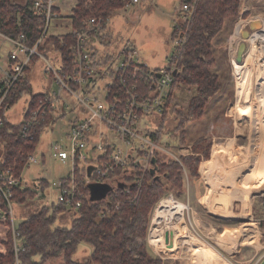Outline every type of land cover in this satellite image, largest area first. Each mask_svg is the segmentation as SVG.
Instances as JSON below:
<instances>
[{
    "label": "trees",
    "instance_id": "16d2710c",
    "mask_svg": "<svg viewBox=\"0 0 264 264\" xmlns=\"http://www.w3.org/2000/svg\"><path fill=\"white\" fill-rule=\"evenodd\" d=\"M47 1L0 0V33L14 40L23 35L26 45L29 48L37 47V52L43 56L47 51L57 53L60 66L64 68L68 79L74 70L72 34L51 36L38 43L42 37L45 20L35 16L32 9L37 2L46 5ZM243 1H180L181 6L184 3L189 4V12L183 14L181 23L177 22L178 17L175 18L171 39H174V42L178 39L179 43L173 46L166 65L175 66L176 76L162 115L154 123H148L146 131L147 137L157 146L162 143L165 125L169 119L178 122L174 131L178 135L179 145L184 146L182 143L186 142L187 126L201 120L211 100L224 89L225 84L221 79L223 75L221 69L217 68V65L221 67L224 64L218 62L215 38L222 33L228 20L237 21L240 18ZM129 6H132V0H76L72 8L71 29L81 30L83 25L93 18H109L111 21L117 12L126 10ZM53 13L59 14L60 11L54 8ZM109 24H105L94 35V40H101L102 46L107 39L105 31ZM111 42L109 40V43L104 44V52L93 48L92 60L99 70V85L102 86L107 78L111 79V86L116 88L117 81L113 79V70L108 65L114 64L122 52L110 53ZM225 77L226 81H229V76H224V79ZM2 87L3 84L0 85V88ZM142 88L145 97L142 95L138 100H149L150 87L142 84ZM180 91L189 92V99L183 106L179 105L176 97ZM25 95L32 96L25 116L28 117L38 107V101L45 96L34 95L28 79L12 91L0 109V172L11 171L17 179H21L28 158L36 153L43 130L49 125L53 126L59 118L65 117L62 115L55 118L50 110L45 121L31 131V138H22V123L10 122L5 111L8 107L15 106ZM109 99L111 103V97ZM208 143L206 140H200L194 146L193 152L199 150L205 155L204 148ZM112 151V146L107 144L102 157L89 163L101 167L104 164L102 161L108 160ZM154 160L156 164H153V169H156V174L152 175L150 172L142 176L141 172H137L133 178H122L119 170L102 180L95 175L90 177L89 163L83 164L84 168L80 171L79 168L75 169L80 172L77 180L80 183V192L85 198L77 213L71 214L73 217L70 226L58 224L63 215L69 214L64 205L52 203L42 206L38 213L28 214L16 227L19 233L18 242L23 245L17 254L12 231L9 232V242L6 245L8 252L5 256H0V261L4 264H15L17 259L19 264H47L52 260L62 259L63 264H164L151 255L148 248L153 210L162 196L174 191L177 192L176 195L182 193L185 170L193 176L197 175L201 159L197 156H181L179 161H165L157 151ZM86 176L90 177L89 184L85 182ZM45 183L47 182L40 181L34 189L15 188L11 200L22 206L26 201L36 202L37 191L40 190L44 194ZM91 185H105L113 190L103 200L93 202L89 188ZM82 245L91 249L90 258L85 262L74 259Z\"/></svg>",
    "mask_w": 264,
    "mask_h": 264
},
{
    "label": "built area",
    "instance_id": "2783aa9c",
    "mask_svg": "<svg viewBox=\"0 0 264 264\" xmlns=\"http://www.w3.org/2000/svg\"><path fill=\"white\" fill-rule=\"evenodd\" d=\"M58 1L48 0L46 5L37 2L32 9L35 16L45 18L40 42L48 38L52 20L59 18V14H53V9L57 8ZM139 2L140 0H132V6ZM42 7L45 8L42 9ZM181 11L182 14L189 12V4L184 3L181 6ZM110 22L109 18L106 20L93 18L85 24L83 31L71 32L75 35L72 58L73 75L67 79L64 68L60 66L56 70L49 65L46 73L53 76L56 89L52 94H45L38 101V107L28 117H25L26 112L21 122L23 126L22 138H31V131L45 121L50 110L55 118L62 115L66 116L67 111H69L68 105H65L67 113L61 109L59 113L58 108V103L64 94L78 101L80 106L90 114L91 117L88 119L80 120L78 116L74 118L65 134V145H62L64 142L62 141L61 144L55 143L51 146V154L55 160H59L63 164L71 162L73 166L70 175L60 180L57 194V203L64 205L68 213L72 215H75L82 207V201L85 198V195L80 192V183H78V177L75 175V169L79 168L80 171L84 168L83 164L101 158L107 144L113 149L109 159L103 160L104 164L101 167L89 163L88 167L94 168L90 177L95 175L99 180L106 179L116 170L121 172L122 178H133L137 172H141L142 176L151 172L158 146L147 137V125L154 123L162 115L170 96L174 73L176 72L173 65L156 71L151 70L141 62L140 52L134 46L129 45L123 49L120 58L114 64L108 65L113 70V79L117 81L116 88L111 86L113 83L111 79L107 78L100 86L97 81L99 70L96 69L92 60V50L95 48L93 44L98 42L94 40V35ZM258 32H253L252 36ZM24 39L23 35L18 40H14L0 33V49L1 42L4 40L13 46L12 50L8 52L11 72L6 75L5 80L1 83L3 87L0 88V109L12 91L16 90L25 79H28L27 72L30 62L37 57L46 58L37 52V47L29 48ZM178 43L179 40L177 39L175 45ZM138 83L150 85L149 100H138L142 95L145 97L144 94L139 93ZM61 119L59 118V120ZM95 121L98 123L94 124ZM142 122H145L143 125L145 132L139 127ZM1 125L2 121L0 120ZM97 126L100 128L98 140L92 143ZM89 145H93L92 148ZM37 163L42 164V157L38 159L33 154L28 158V166ZM90 177H84L87 184L91 182ZM138 180L140 179L138 178ZM15 188L24 190L22 179H17L11 171L0 172V224L6 225L12 231L17 254L23 245L18 242L19 233L16 230L17 226L12 208L11 195ZM40 195L42 196L41 192ZM165 202L174 207L183 205L169 197L159 203L152 217L149 232L150 241L157 239L153 238V229L159 219L160 207ZM186 207L188 208V206ZM15 264H19L17 259Z\"/></svg>",
    "mask_w": 264,
    "mask_h": 264
},
{
    "label": "crops",
    "instance_id": "0c3cea01",
    "mask_svg": "<svg viewBox=\"0 0 264 264\" xmlns=\"http://www.w3.org/2000/svg\"><path fill=\"white\" fill-rule=\"evenodd\" d=\"M245 2L244 0L241 6L240 18L230 29L231 33L225 40V50L228 52V59H230L227 62L228 66H225L229 70V74L226 76L232 74L234 77L231 67L233 70L235 50L243 42L242 34L249 30L251 24L259 22L255 17H252L251 12L254 8L245 5ZM66 5L57 3L60 19H62L63 9L67 8H65ZM72 8L68 15L71 24L67 34L72 32ZM176 13L177 10L174 12L177 17ZM246 14L250 16L245 17ZM58 28L54 29V34L52 33L50 36L67 35L58 32ZM111 32L108 27L105 36L112 41ZM238 38L241 42L237 43ZM106 43L109 41H105L104 44ZM4 44L7 48L5 59L7 61L4 65L0 64V85L6 75L11 72L7 56L13 46L8 41H5ZM243 63L236 64L242 68ZM217 68L221 69L224 78L225 75L222 73L224 67L217 65ZM222 82L225 84L224 89L213 98L215 102L209 110L207 109L204 117L187 126L186 142H188V146H180L183 157L197 156L201 159L197 175L193 176L185 170L183 191L180 195H176L178 200L188 204V208L183 212L182 222L179 227H175L171 221L166 220L167 223L164 222L166 225L162 228L161 239L150 241L148 237L150 254L160 259L164 264H264V115H257V109L253 106L255 115H257L255 121L250 117L240 118L248 120L249 124L248 126L247 124L242 125L243 121H241L240 126L244 130L241 131L242 133L239 132L236 121L234 123L231 119L234 114L237 115L235 112L237 83L234 97L236 103L232 108L228 90L232 81H226L225 77ZM220 102H222L221 105H219ZM58 108L60 113L63 110L60 103H58ZM56 115H58L57 112ZM204 119L207 120L206 127L198 125ZM45 129L52 133L53 138V126L49 125ZM191 134L193 140L189 141ZM200 140L209 142L204 148L205 155L199 150L193 152L194 146ZM52 144L48 147L51 148ZM45 152L46 155H42V165L46 164L47 157H49V151L46 149ZM38 179L35 186L40 181H45L47 183L44 184V189L48 187V180L41 179V177ZM37 192L36 198L41 196V191ZM41 199L43 202H47L45 194L38 198V200ZM173 229L175 232L178 231L176 238L171 239L169 234L173 235ZM208 250H212V253L208 254Z\"/></svg>",
    "mask_w": 264,
    "mask_h": 264
},
{
    "label": "rangeland",
    "instance_id": "374dc122",
    "mask_svg": "<svg viewBox=\"0 0 264 264\" xmlns=\"http://www.w3.org/2000/svg\"><path fill=\"white\" fill-rule=\"evenodd\" d=\"M61 1L59 0L57 3L67 4L65 6V8L66 7L67 8L65 10L63 9L62 17H61L62 19L58 18L52 20L48 36H50V34H52L54 32V29H56L57 27H59L57 30H59L58 32H60L61 34H67L70 30L71 23L69 22L68 15L71 13V8L72 6H74L73 4L76 3V0H61ZM180 1L181 0H145V1L140 0L139 3L127 8L126 10H121L117 12V14L112 18L111 23L108 26L109 29L112 31L111 32L112 42L109 48L110 53L114 54V53L122 52L124 47L127 45V43L131 42L130 45L134 46L140 52L142 63L156 70H160L164 68L167 65L168 57L172 52L173 46H175V42H176V41L174 42V39H171L172 30L175 24L174 21L176 18L174 12L176 10H177L176 14L178 17L177 22L181 23L183 21V14L181 11ZM245 1H246L245 5L254 8V10L250 8L252 10L251 12L253 15L252 17H255L261 23L262 28L260 29V31L264 30V0H245ZM247 16L250 15L246 14L245 17ZM237 21L228 20L225 23V27L222 33H220L215 38L216 55L218 57V62L224 64L223 66L224 69H222V73L225 76L229 74L228 67L226 69L225 66H228L227 62L228 60H230L228 59L229 58L228 52L225 50V46H226L225 40L226 37L231 33L230 29L233 26H235L234 24L237 23ZM256 34L257 33L253 35L254 37L252 36L253 39L255 38ZM252 38L249 41L245 42L246 45L248 46V50L245 55L243 65H245L247 58L251 54L250 53L252 50L251 42H253ZM105 41L107 42L109 40L106 39ZM4 42L5 40L1 42V49H0V64L3 65L6 64L7 61L5 60L7 48L5 47ZM238 42H241L239 38L237 39V43ZM93 45L96 48H98L101 52L105 51V48L101 45V40L99 41V43H94ZM236 53H237V49L235 50V56ZM45 57L46 58H39V57L34 58L30 62L28 67L29 71L27 72V78L32 85L34 95H38V94L45 95L47 93L50 94L52 91L56 89L53 76L47 74L46 71L49 65H51L56 70L60 68L59 55L53 51H47ZM235 62H236V57H235ZM235 62L233 66L234 71L232 70L231 67V72L234 74V77L232 74L229 75V80L230 82L232 81V84L228 89L232 108L235 106L236 103V98H234L236 94L235 85L237 83V90H238V81H239L237 68H236L237 65L235 64ZM221 79L224 80V78ZM253 88H256V86L255 87L253 86ZM253 88L251 89L252 91H254ZM177 95L176 97L178 100L177 99L176 100L179 102V105L182 106L185 105L187 100L189 99L188 97L189 92L187 93L180 91L178 92ZM31 98H32L31 95H25L20 102H18L15 106H13L12 108L6 111V116L8 117L10 122L14 124H19L23 121L24 116L28 109L29 102L31 101ZM213 100H211L212 103L209 105L208 110L214 104L215 101ZM251 100H253V95L251 97ZM60 104L64 111H65V105L66 104L68 105L69 111H67L68 113L66 112L67 115L65 116L64 119L61 120L58 119L57 123L53 125V138L51 136L52 133L48 132L47 129L43 131L41 142L35 153V157L40 159L42 155H46L45 151L47 149L49 151V157H47L48 159L46 164L42 165L37 163L32 166L27 165V167L29 168H26L22 175V179L24 181L23 182L24 189H34L35 188L34 184L37 182L38 177L39 178L41 177V179L48 180L49 185L44 190V194L46 196L45 201L47 202H43V199L37 200L36 202L26 201L25 205L22 206L17 202L13 201L12 208L14 212L16 226H18L21 222H23L28 217V214L38 213L42 206L50 205L52 203H57L59 182L61 179L66 178L68 175H70V173L73 171V166L71 162H67L63 164L59 160H55L52 157L51 148H49L48 145L52 143L61 144L62 141H64L62 145H65L66 144V139L64 140L65 134L67 133L68 129L73 123L75 116H78L80 120L88 119L91 116L87 111L83 109V107L80 106L78 101L72 99L69 95L64 94L60 100ZM221 104L222 102L219 103V105ZM253 106L255 107L257 106V101H255L252 105L248 107L247 109L248 111L246 113H244L242 116H238L239 118L235 114H234L235 116L234 115L232 116L231 119L232 121H234V123L236 121V125L238 127L239 132L244 130L243 127L240 126L241 121H243L242 125L247 124L248 126L249 124L248 120L245 119L241 120L240 118L250 117L252 118L253 121H255L257 115L260 114L258 109L256 108L257 115H255L256 113L253 110ZM235 112L237 114L236 107H235ZM97 123H98L97 121L94 122V124ZM144 124L145 122H142L139 125V127L143 132H145L143 126ZM177 124H178L177 121L170 119L168 120L167 124L165 125V133L162 143L160 144V146H158V152L165 161H168L170 159L177 161L178 159L181 158L183 154L180 152L181 147L178 143L179 142V139H177L178 135L174 131ZM198 125H202L203 127H206L207 120L206 119L202 120L201 122L198 123ZM99 130L100 128L99 126H97L94 133L95 136L92 138V143L98 140ZM191 140H193L192 134L189 136V141ZM182 144L185 147L188 146V142H183ZM92 146L93 145H89V147L91 148ZM75 175L76 176L79 175L77 170L75 171ZM164 190H166L165 186H164ZM173 194L170 193L169 195L167 194L165 196H162L160 198L161 200L159 201V203L169 197L173 200H177L183 205H186V203L178 200V197L176 196L177 194L176 191H174ZM99 199H100V194L93 195V200H99ZM157 206L153 210L152 217ZM72 217L73 216L71 214H65L60 218L58 224L65 227H69L70 222L72 221ZM9 232L10 230L6 226L0 224V256H5L8 252L6 245L9 242ZM90 255H91V249L85 245H82L79 251L74 256V259L79 262L80 261L85 262L88 260V258H90ZM0 264H4V262L0 261ZM47 264H63V261L62 259L52 260Z\"/></svg>",
    "mask_w": 264,
    "mask_h": 264
},
{
    "label": "bare ground",
    "instance_id": "6f19581e",
    "mask_svg": "<svg viewBox=\"0 0 264 264\" xmlns=\"http://www.w3.org/2000/svg\"><path fill=\"white\" fill-rule=\"evenodd\" d=\"M53 14H57V13H53ZM42 19L45 20V18H42ZM84 29H85V25H83L81 30H75L72 32L78 33V32L83 31ZM72 36L74 38V43H75V35L72 34ZM49 37L51 36H48V38ZM251 38H252V35L250 39ZM251 44H252V50L250 52L251 54L247 58L244 67L241 68L239 66H236L238 79H239L238 90H237V106H236L237 116H242L244 113H246L248 111L247 110L248 107L252 105L255 101H257L256 108L258 109L259 113L261 115H264V30H261L259 33L255 35V38L253 39V42H251ZM238 47H237V50H238ZM73 55H74V52H73ZM236 56H237V53H236ZM7 58H8V61H10L9 55L7 56ZM253 68H255L256 70ZM174 76H176L175 73H174ZM142 84L143 83L137 84L139 87L140 94H144ZM146 86L150 87V85H146ZM253 86L254 87L256 86V88H253ZM252 88L254 89V91L251 90ZM252 95H253V100H251ZM160 208L162 210L159 212V217H158L159 219L156 221L157 225L153 229V238H157L155 239L156 241L159 240L160 236L163 235L162 228L165 227L164 225H166L164 222H166V220H169L171 221V224L173 226L179 227L183 219V211L187 209L185 205L174 207L172 204L167 203V202L163 203ZM175 208H178V209H175ZM176 232H175V229H173V232H172L173 235L169 234V237H171V239L176 238L177 236ZM208 252L209 254H211L212 250H208Z\"/></svg>",
    "mask_w": 264,
    "mask_h": 264
},
{
    "label": "water",
    "instance_id": "95a60500",
    "mask_svg": "<svg viewBox=\"0 0 264 264\" xmlns=\"http://www.w3.org/2000/svg\"><path fill=\"white\" fill-rule=\"evenodd\" d=\"M262 28L261 23L255 22L254 24H251L249 30L245 31L242 34V40L243 42L239 45L238 50H237V56H236V63L238 65H241L244 61L245 55L247 53V45L246 41H248L252 35V32L259 31ZM176 75V72H175ZM153 164H156V161L153 159ZM93 167L88 168V175L91 174L93 171ZM151 174L154 175L156 174V169L151 170ZM158 179V178H157ZM90 196H91V201L93 202H99L103 200L113 189L109 186H103V185H91L90 187ZM94 194H100V199L99 200H93V195Z\"/></svg>",
    "mask_w": 264,
    "mask_h": 264
}]
</instances>
